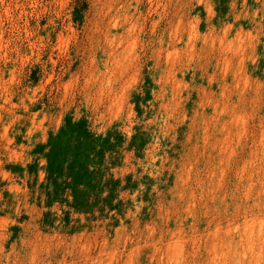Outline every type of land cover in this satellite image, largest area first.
Listing matches in <instances>:
<instances>
[{
	"label": "rangeland",
	"instance_id": "obj_1",
	"mask_svg": "<svg viewBox=\"0 0 264 264\" xmlns=\"http://www.w3.org/2000/svg\"><path fill=\"white\" fill-rule=\"evenodd\" d=\"M221 239L264 264V0H0V264Z\"/></svg>",
	"mask_w": 264,
	"mask_h": 264
},
{
	"label": "bare ground",
	"instance_id": "obj_2",
	"mask_svg": "<svg viewBox=\"0 0 264 264\" xmlns=\"http://www.w3.org/2000/svg\"><path fill=\"white\" fill-rule=\"evenodd\" d=\"M250 237H251V234L247 235L248 241L251 240ZM245 244H243V242L241 241L235 242L229 239L227 240L221 239L219 241H216L212 247L214 251L213 260H212L213 263L214 264H241L242 259L245 258V255L247 254V249H246L247 247L246 246H245L246 248L244 247Z\"/></svg>",
	"mask_w": 264,
	"mask_h": 264
}]
</instances>
